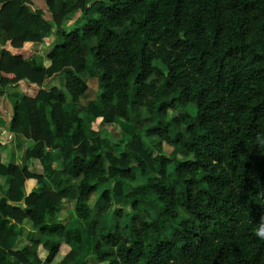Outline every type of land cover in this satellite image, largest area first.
<instances>
[{
	"label": "trees",
	"instance_id": "trees-1",
	"mask_svg": "<svg viewBox=\"0 0 264 264\" xmlns=\"http://www.w3.org/2000/svg\"><path fill=\"white\" fill-rule=\"evenodd\" d=\"M52 3L47 17L27 0H0V31L15 51H0V87L22 82L25 91L10 131L43 168L21 169L15 149L0 163L11 178L0 233L29 219L38 237L27 249L0 247V264H42L44 237L46 264L61 242L65 261L83 264L86 237L101 264H264V0H74L58 11ZM79 13L85 23L69 32ZM49 21L55 41L35 69L29 59L44 40L33 27ZM90 66L99 92L74 117L65 106L88 90L81 75ZM58 75L63 91L48 83ZM120 120L132 129L130 152L116 155L98 127ZM155 137L150 151L144 141ZM164 143L187 159L166 155ZM74 186L81 226L66 228L58 206ZM96 194L103 207L89 205ZM103 213L112 214L107 227Z\"/></svg>",
	"mask_w": 264,
	"mask_h": 264
},
{
	"label": "crops",
	"instance_id": "crops-1",
	"mask_svg": "<svg viewBox=\"0 0 264 264\" xmlns=\"http://www.w3.org/2000/svg\"><path fill=\"white\" fill-rule=\"evenodd\" d=\"M27 1L34 11L41 10L43 15H47V17L51 16V10L48 6L49 0H27ZM63 1H67L70 6H72L74 2V0H53L52 3L53 9L55 11H58L60 8V4ZM95 1H99V0H88V5H91ZM84 23L85 20L83 18V15L79 13L69 21L66 29L69 32H73L76 29L82 27ZM48 26L50 29L47 28L46 26L43 28L33 27L34 33L39 35L44 40V44L39 45L35 49L34 55L29 59V63L35 69L41 68L45 54L49 51V49L52 47L55 41V37H54L55 28L52 26L51 21H49ZM3 49H7L12 53L15 52L13 49H11L7 35L3 31H0V51ZM89 59H91V57H89ZM92 71L93 70L91 69L90 66L81 75L87 81L89 88L86 91V93L81 97L80 102L78 104H71L70 102H68L67 105L65 106L66 111L70 112L74 117L78 113H80L83 108L87 107L91 102L95 101L96 97L95 94L93 93V90L91 91V84L93 83V85L96 84L97 86L98 81L94 77ZM48 83L51 86L58 87L59 89H61V91L65 90L66 82L64 76L61 75L55 76L49 79ZM94 90L96 89L94 88ZM24 94L25 91L23 90L22 82L19 84L10 85L6 89H2L0 87V163L4 165H8L13 158V149H15L17 154L16 161L19 167L21 169L27 168L29 172H31L32 174L42 176L43 168L41 163L38 160H33V159L26 160V158L24 157V150L27 142L26 137L22 133H17V132L14 133L10 131V123L13 118L16 103L19 100H21ZM124 123L125 122L123 120H120L115 124L109 125L108 128L100 129V126L106 123H102L98 127L102 138L106 140L107 146L113 145L112 143L113 141H111L112 138H113L112 140H120V143L119 142H117L116 144L114 143L112 149L114 153L123 154L130 152V148L128 145V140L130 138V135L125 134L123 132L119 134L117 132V127H124ZM125 125H127L130 130L131 128L130 125L126 123ZM54 159L56 164V170L58 172H63L64 171L62 167L63 159L59 151L54 152ZM10 181L11 178L9 176H0V200L6 199L8 197ZM47 183L51 187V189L54 190L53 185L48 181ZM42 189H43L42 185H37L35 187V191L37 193L41 192ZM73 189H74V195H72L69 199L63 200L58 206V221L62 226L66 228H74L81 226V223L77 219V216L74 211L73 202L76 196L75 195L76 187L74 186ZM89 205L91 207H103V203L97 194L90 199ZM32 226L33 223L29 219L25 220L20 225L14 223L9 224L7 229L0 233V247L6 250L10 248L15 250H23L30 248L32 246L30 241L31 238L33 240H36L38 238L36 235L32 234L33 233ZM84 231L86 230L84 229ZM46 240L47 238L45 237L41 239L37 250L38 258L42 261V264H46L45 261L48 256V251L44 248L43 245L46 242ZM84 243H85V251L87 253V251L88 252L90 251L91 239L89 237H86L84 239ZM63 251H65V258H66L69 249L64 242H61L59 253L52 264H58L57 262L59 260V256L63 254ZM65 263L68 264L66 261Z\"/></svg>",
	"mask_w": 264,
	"mask_h": 264
},
{
	"label": "rangeland",
	"instance_id": "rangeland-1",
	"mask_svg": "<svg viewBox=\"0 0 264 264\" xmlns=\"http://www.w3.org/2000/svg\"><path fill=\"white\" fill-rule=\"evenodd\" d=\"M123 31L125 30H121L120 31V34L123 33ZM98 81V80H97ZM96 90H94V88ZM93 90V93L95 94V97L97 96L98 92H99V86L97 84H94L93 83L91 84V91ZM96 99V98H95ZM182 111V108H179L177 110H172L170 111V115L172 116L173 114H176V113H179ZM135 112V111H134ZM190 112L192 113L193 111L190 110ZM109 125L107 124H102L100 126V129H104V128H108ZM117 132L119 134H121V132L125 133V134H128V135H131L132 134V129L130 128L129 130V127L127 125H125L124 123V127H117ZM129 132V133H128ZM113 139V138H112ZM113 141V145H109L108 147L113 149V146H114V143L116 144L117 142L120 143V140H112ZM123 141V140H122ZM160 142V140L158 138H148V139H145L144 143H145V146L148 150H152V147L156 144H158ZM118 143V144H119ZM163 152L166 154V155H169V156H175L177 157L179 160H184V159H187L186 158V154H185V150L184 149H181L179 147H174V146H170V145H167V144H163ZM116 155H119L118 153H115ZM189 159V158H188ZM146 181L145 178H142V177H139V182L138 184L139 185H142V183ZM111 219H112V214L110 213H103L102 216H101V219H100V226L101 227H107L110 225L111 223ZM126 219H124L122 221V225L123 226H126ZM83 226H84V229L86 231L88 230H91L92 229V224L89 220H86L85 222H83ZM169 233L171 234V231H169ZM64 249V248H63ZM65 251H63V254L59 256V260H58V264H66L65 263ZM81 263L83 264H101L95 257H93L92 255H90L88 252L84 255V257L82 258L81 260ZM103 264V263H102Z\"/></svg>",
	"mask_w": 264,
	"mask_h": 264
},
{
	"label": "clouds",
	"instance_id": "clouds-1",
	"mask_svg": "<svg viewBox=\"0 0 264 264\" xmlns=\"http://www.w3.org/2000/svg\"><path fill=\"white\" fill-rule=\"evenodd\" d=\"M257 235L260 236L261 238H264V227H262L258 232Z\"/></svg>",
	"mask_w": 264,
	"mask_h": 264
}]
</instances>
